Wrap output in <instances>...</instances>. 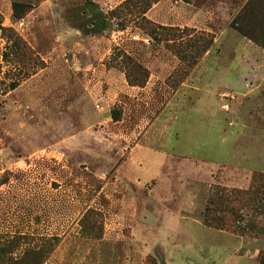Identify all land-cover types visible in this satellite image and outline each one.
I'll return each instance as SVG.
<instances>
[{"label":"rangeland","instance_id":"rangeland-1","mask_svg":"<svg viewBox=\"0 0 264 264\" xmlns=\"http://www.w3.org/2000/svg\"><path fill=\"white\" fill-rule=\"evenodd\" d=\"M123 1L0 0V264H264V0Z\"/></svg>","mask_w":264,"mask_h":264},{"label":"trees","instance_id":"trees-1","mask_svg":"<svg viewBox=\"0 0 264 264\" xmlns=\"http://www.w3.org/2000/svg\"><path fill=\"white\" fill-rule=\"evenodd\" d=\"M129 0H125V1H123V3H125V2H128ZM158 1V0H157ZM184 1H191V0H184ZM253 1L254 0H247L246 2H245V4L243 5V7H241V9L239 10V12H238V14H237V17H242V15H244L245 14V12H246V9L248 8V7H250L252 4H253ZM150 7V6H149ZM31 8V5H28V4H26V5H23V4H21V3H19V2H13L12 3V10H13V15L16 17V18H21V17H23V15L29 10ZM148 9V8H147ZM146 9V10H147ZM146 10H144L143 12H142V15H141V17H140V19H141V21L144 23V24H148V25H153V23H152V21H150L145 15H144V13L146 12ZM157 28H160V29H165V27L164 26H161V25H159V26H157ZM156 28V29H157ZM0 29L3 31V32H7L8 33V36L12 39L13 38V40H12V45H10V46H12V47H10L9 49L10 50H13V51H15V52H19V51H21V49H23V46L24 45H22V43H21V40H20V38H19V36L18 35H14V37L12 36L13 35V32H12V30L10 29V28H6V27H2L1 25H0ZM154 28H151V30H150V32L151 33H149L150 34V37H153V36H156V34H155V32H154V30H153ZM249 36H251L250 34H249ZM166 41H167V39H165ZM21 54L23 55V51L21 52ZM122 57H125V70H126V78H127V82L130 84V85H136L135 83H132L131 81H130V78L128 77V74H127V72H131L134 68L135 69H139L140 68V65L139 64H137V62L136 61H133V60H131L130 59V57L127 55V54H125V53H123L122 54ZM17 82H18V80H12V81H10L9 82V88H14L15 87V85L17 84Z\"/></svg>","mask_w":264,"mask_h":264},{"label":"crops","instance_id":"crops-1","mask_svg":"<svg viewBox=\"0 0 264 264\" xmlns=\"http://www.w3.org/2000/svg\"><path fill=\"white\" fill-rule=\"evenodd\" d=\"M167 3V0H158L156 3H154L153 4V6L145 13V15L148 17V18H150L151 20H153L154 22H157V23H160V24H167L168 23V21H169V19L171 18V16H173V21L171 22V24L170 25H174V20H176V16H174L175 15V13L172 11V13L170 14V15H166V18L167 19H165L166 21H164L163 20V17L162 16H160L158 13L155 15L154 14V12H153V9L154 8H157L161 3ZM214 2H215V4H214V8H212V9H209V8H207L206 6H203V7H201V6H199L198 7V9H197V11H196V13L193 15V18H195L196 16H197V18H198V22H200V23H205V24H207L209 21H207L208 19H210V18H213L212 17V13H214L215 11H217L218 9H220V8H222V7H227L228 5H231L232 4V0H214ZM163 3V4H164ZM178 3V1H174V2H172V3H169V4H171L172 6H175V4H177ZM182 3H184V4H187V6H191V5H193V3H189V2H183L182 1ZM157 6V7H156ZM169 7H170V5H169ZM172 10H174V8L172 7L171 8ZM175 11V10H174ZM191 12H192V10H191ZM209 14H211V15H209ZM211 16V17H210ZM216 18H217V15L215 14L214 15V18H213V20H216ZM207 22V23H206ZM169 25V24H168ZM205 26V25H204ZM225 32V30H220V32H219V34H216V36H215V43L218 41V40H220V37L222 36V34ZM229 32V31H228ZM229 35H231L232 33H228ZM230 38V37H229ZM231 39V38H230ZM232 43H233V41L232 40H229V44L230 45H232ZM226 248L223 246L221 249H220V251H223V250H225ZM233 256H231L229 259H231ZM244 257V261H248L249 259H248V255L247 254H244V255H242L241 256V258H243ZM250 258V257H249ZM228 258H226V260L225 261H228L229 260ZM219 261V260H218ZM252 261V260H251Z\"/></svg>","mask_w":264,"mask_h":264}]
</instances>
